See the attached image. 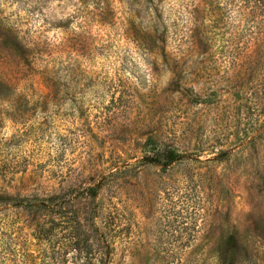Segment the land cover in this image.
Returning <instances> with one entry per match:
<instances>
[{
    "label": "rangeland",
    "instance_id": "374dc122",
    "mask_svg": "<svg viewBox=\"0 0 264 264\" xmlns=\"http://www.w3.org/2000/svg\"><path fill=\"white\" fill-rule=\"evenodd\" d=\"M230 3L0 0V264H264L263 72L203 39L255 19ZM165 148L184 160L142 163ZM72 186L99 194L38 210Z\"/></svg>",
    "mask_w": 264,
    "mask_h": 264
},
{
    "label": "trees",
    "instance_id": "16d2710c",
    "mask_svg": "<svg viewBox=\"0 0 264 264\" xmlns=\"http://www.w3.org/2000/svg\"><path fill=\"white\" fill-rule=\"evenodd\" d=\"M238 3L235 6V10L233 11L232 3H230V11L231 13L235 12L237 10V13H243L246 10L248 11V15L254 17L255 19H247L242 20V25H235L233 27V32L231 33V38L229 40H222L219 38L221 35H218L214 31V24L212 26L207 27V32L203 34L205 36L203 39L208 43H211L212 41L219 40V44H221V50H226V54L224 57H226L227 60L223 61L225 63L226 67L231 68L233 71L239 72V71H260L263 72V80H264V0H238ZM211 6L208 2L202 1L200 5L198 6L197 10L200 12H207V8ZM212 13L214 11H221L223 10L221 8L220 3H217L215 1L212 6ZM209 29V30H208ZM156 30V29H155ZM213 35V36H212ZM152 43L156 45L155 38H151ZM181 52V53H180ZM177 52L176 55H168L169 60V66L170 65H180L181 63H184L185 61H188V56L183 55L182 51ZM183 55V56H182ZM184 57V58H183ZM183 58V59H182ZM191 64H195V68H198L200 66V62L195 61H188L187 64H184L186 68H190ZM193 68V67H192ZM255 79H259V77H256ZM252 79L253 81L255 80ZM3 90V85L0 83V91ZM184 155L177 152L174 149L171 148H165V149H157L154 151V154L149 156L146 155L142 163L143 164H150V165H163L164 167H169L171 165H174L176 163H180L184 160ZM122 171L116 170L114 173H111L110 179H115L117 176L120 175ZM99 188L98 186H92L87 188H79L76 186H72L71 189L73 191L71 193H66L61 190V192L56 193L47 199H41L40 200V207L38 210H46L49 209V205L46 204L47 201H52L54 208H59V210L62 209L64 204H70L74 203V200H91L96 199L99 194ZM22 201H26V199H22ZM28 204L25 206V208H28ZM50 210V209H49ZM51 211V210H50ZM93 218V217H92ZM66 220V219H65ZM82 220V219H81ZM76 220V226L74 227L76 230L80 229L81 231H84L83 228L85 227L86 219ZM64 222V221H63ZM83 222V223H82ZM62 223V221H61ZM70 221H67V224H69ZM52 235L50 232H47L44 230V226H41V238L42 240H48L49 236ZM258 238L261 239V241H258V243L262 246H264V237L262 235H258ZM77 239L75 241L76 248H83V250L88 251V253L92 254L91 257L95 256L94 253V247L93 243L90 238H83L81 239L79 235L75 237ZM242 247V248H241ZM237 249H228L223 250L220 253V256L216 257V259L219 258L220 264H237V258L240 257L242 262L247 261L248 264H257L255 260V256L251 257L249 255H246L247 247L241 246ZM81 248V249H82ZM239 252H242L245 254V257H242V255H237ZM188 250L184 251V254H187ZM237 253V254H236ZM235 255V256H234ZM260 260V259H259ZM180 264H191L190 261L185 260Z\"/></svg>",
    "mask_w": 264,
    "mask_h": 264
}]
</instances>
